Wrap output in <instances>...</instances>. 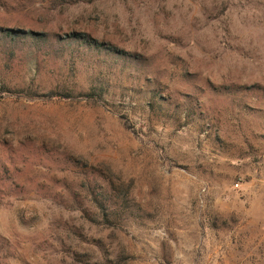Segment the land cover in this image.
<instances>
[{
	"label": "rangeland",
	"instance_id": "374dc122",
	"mask_svg": "<svg viewBox=\"0 0 264 264\" xmlns=\"http://www.w3.org/2000/svg\"><path fill=\"white\" fill-rule=\"evenodd\" d=\"M0 264H264V0H0Z\"/></svg>",
	"mask_w": 264,
	"mask_h": 264
},
{
	"label": "built area",
	"instance_id": "2783aa9c",
	"mask_svg": "<svg viewBox=\"0 0 264 264\" xmlns=\"http://www.w3.org/2000/svg\"><path fill=\"white\" fill-rule=\"evenodd\" d=\"M236 187H238V185H237V184L235 185V188H236Z\"/></svg>",
	"mask_w": 264,
	"mask_h": 264
}]
</instances>
